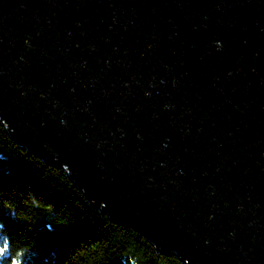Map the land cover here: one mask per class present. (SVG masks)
<instances>
[{
	"label": "water",
	"instance_id": "95a60500",
	"mask_svg": "<svg viewBox=\"0 0 264 264\" xmlns=\"http://www.w3.org/2000/svg\"><path fill=\"white\" fill-rule=\"evenodd\" d=\"M0 120L187 264H264V0H0Z\"/></svg>",
	"mask_w": 264,
	"mask_h": 264
},
{
	"label": "trees",
	"instance_id": "16d2710c",
	"mask_svg": "<svg viewBox=\"0 0 264 264\" xmlns=\"http://www.w3.org/2000/svg\"><path fill=\"white\" fill-rule=\"evenodd\" d=\"M0 264H187L97 209L65 169L17 144L0 120Z\"/></svg>",
	"mask_w": 264,
	"mask_h": 264
},
{
	"label": "snow or ice",
	"instance_id": "6c2138e0",
	"mask_svg": "<svg viewBox=\"0 0 264 264\" xmlns=\"http://www.w3.org/2000/svg\"><path fill=\"white\" fill-rule=\"evenodd\" d=\"M7 254V249L4 247H0V258L5 256ZM12 264H23V262L20 259L14 260Z\"/></svg>",
	"mask_w": 264,
	"mask_h": 264
},
{
	"label": "bare ground",
	"instance_id": "6f19581e",
	"mask_svg": "<svg viewBox=\"0 0 264 264\" xmlns=\"http://www.w3.org/2000/svg\"><path fill=\"white\" fill-rule=\"evenodd\" d=\"M101 212H103L104 214H106L107 216H108V214L107 213H105V211L103 210V208L102 207H99L98 208ZM108 218H109V216H108ZM110 219V218H109ZM111 220V219H110ZM112 221V220H111ZM114 222V221H113ZM114 223H116V222H114ZM116 224H119V223H116Z\"/></svg>",
	"mask_w": 264,
	"mask_h": 264
}]
</instances>
